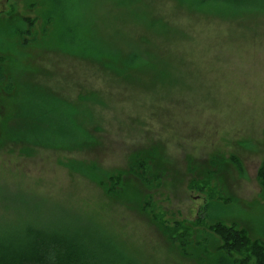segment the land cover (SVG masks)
I'll return each mask as SVG.
<instances>
[{
    "label": "rangeland",
    "instance_id": "obj_1",
    "mask_svg": "<svg viewBox=\"0 0 264 264\" xmlns=\"http://www.w3.org/2000/svg\"><path fill=\"white\" fill-rule=\"evenodd\" d=\"M123 1L0 0L4 84L71 103L90 96L92 113L81 127L88 149L30 147V155L0 142V224L79 219L115 264H219L208 225L192 227L183 250L163 226L192 225L213 195L221 206L207 222L264 240V0ZM55 31L83 55L55 49ZM92 51L131 60L133 71L119 77ZM70 161L114 178L116 193L70 172Z\"/></svg>",
    "mask_w": 264,
    "mask_h": 264
},
{
    "label": "trees",
    "instance_id": "obj_2",
    "mask_svg": "<svg viewBox=\"0 0 264 264\" xmlns=\"http://www.w3.org/2000/svg\"><path fill=\"white\" fill-rule=\"evenodd\" d=\"M131 1L127 2L131 3ZM195 1L201 5L240 6L245 0ZM47 19L53 21L49 15ZM19 22L20 27L17 28V32L23 35L22 24L26 25L27 21ZM14 34L19 38L18 33ZM54 34L55 49L67 51L73 55H83L84 47L81 44L68 42L60 32L55 31ZM89 55H92L94 62L124 79L134 68L131 60L119 61L105 52L98 55L92 51ZM4 75L0 66V124L4 123L6 126L2 133L0 132L1 144L7 142L19 144L30 155L34 152L31 149L28 150L30 147L34 150L52 148L72 152V150L88 149V147L83 148L87 143L92 145L87 138L89 130L81 128L92 123L90 106L86 103L90 96L78 102H66L56 98L52 93L49 94L51 91L48 89L14 83L11 79L4 84L3 79H7ZM14 90V95L3 102L1 95L4 96L5 93ZM78 103L86 105L75 107ZM3 110L8 112L4 114ZM69 164L70 172L76 170L90 181L97 182L101 187L105 186L109 194L116 193L117 183L113 180L114 178L96 175L94 170L89 173L88 165L83 162L70 161ZM259 180L264 190V164L259 172ZM210 196L205 198V203L199 210V216L192 225L184 222L175 223V227L164 225L165 235L183 250L189 245L191 228L208 225L207 228L221 243L216 251L219 264H264V240L252 239L245 228L241 229L234 223L229 225L213 219L211 223L207 222L208 219L210 220L211 207L221 206L213 200L215 198L213 195ZM78 220L60 219L51 221L47 225L41 222H18L11 227L0 224V264H115L110 255L106 256V260L102 259L97 234L83 229Z\"/></svg>",
    "mask_w": 264,
    "mask_h": 264
}]
</instances>
